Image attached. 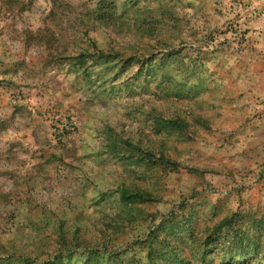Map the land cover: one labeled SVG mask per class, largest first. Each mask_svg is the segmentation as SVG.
Listing matches in <instances>:
<instances>
[{
	"label": "rangeland",
	"instance_id": "rangeland-1",
	"mask_svg": "<svg viewBox=\"0 0 264 264\" xmlns=\"http://www.w3.org/2000/svg\"><path fill=\"white\" fill-rule=\"evenodd\" d=\"M92 251L264 264V0H0V264Z\"/></svg>",
	"mask_w": 264,
	"mask_h": 264
},
{
	"label": "trees",
	"instance_id": "trees-1",
	"mask_svg": "<svg viewBox=\"0 0 264 264\" xmlns=\"http://www.w3.org/2000/svg\"><path fill=\"white\" fill-rule=\"evenodd\" d=\"M79 57H81V55L79 56ZM99 57H100V60H103V63L104 64H107L108 62H109V58H110V56L109 55H106V56H104L103 54H99ZM98 57V58H99ZM259 246L258 245H256V244H254V248H255V250H258L257 248H258ZM124 253V252H123ZM95 255H97L96 253H94L93 251L92 252H88V254H87V258H86V260H85V262H84V264H88V261H89V259H91V257H93V256H95ZM149 256H150V253H148L147 254V257L149 258ZM179 257H177V255H175V257L173 258V262H181V259L179 260L178 259ZM168 260H169V258H168ZM46 264H54V261H51V262H47Z\"/></svg>",
	"mask_w": 264,
	"mask_h": 264
}]
</instances>
